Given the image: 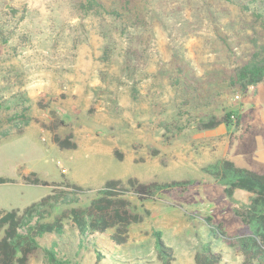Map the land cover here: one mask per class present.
Returning <instances> with one entry per match:
<instances>
[{
    "label": "rangeland",
    "instance_id": "1",
    "mask_svg": "<svg viewBox=\"0 0 264 264\" xmlns=\"http://www.w3.org/2000/svg\"><path fill=\"white\" fill-rule=\"evenodd\" d=\"M80 1L0 0V113L10 105L3 96L26 91L39 119L0 139V177L17 180L0 184V212L23 210L51 193L55 182L79 185L75 199L86 205L110 179L195 180L145 201L129 194L144 219L131 226L127 245L101 235L95 250L78 257V264H162L153 237L160 229L176 250L174 264H193L199 248L194 223L211 218L237 236L245 229L235 209L250 198L245 191L229 198L204 168L225 158L264 173V81L244 93H224L220 83L253 37L264 41L257 16L264 15V1L248 10L226 0H103L108 8H132H119L121 18L85 12ZM186 77L203 80L208 107L179 108L177 87ZM39 102L66 118L69 127L60 133L73 132L75 150L52 142L43 127L50 117ZM203 110L219 116L233 110L239 120L201 130ZM32 172L49 185L24 182ZM100 253L106 257L98 260ZM225 258L223 264L240 262L232 249ZM29 264L50 262L38 251Z\"/></svg>",
    "mask_w": 264,
    "mask_h": 264
},
{
    "label": "trees",
    "instance_id": "2",
    "mask_svg": "<svg viewBox=\"0 0 264 264\" xmlns=\"http://www.w3.org/2000/svg\"><path fill=\"white\" fill-rule=\"evenodd\" d=\"M237 2L243 9L261 0H226ZM264 1V0H262ZM122 3V0H120ZM130 2V1H129ZM80 7L85 12H107L121 18L119 8L132 12V8L122 5L108 8L103 0H82ZM261 24L264 26V15ZM258 37L250 41L246 54L238 59L232 68H224L220 83L226 84L222 91L244 93L251 86L264 81V41ZM179 85L181 80L172 82ZM180 98L179 108H199L209 106L210 91L203 80L185 78L183 87H177ZM8 102L5 110L0 113V139L13 133L21 134L39 119L32 114L33 100L27 92L3 96ZM40 108L48 111L49 122L43 127L52 135V142L60 149L75 150L77 142L73 132L60 133V129L69 127L66 118L48 104L39 102ZM233 110L219 116L213 111L203 110L197 115V125L201 130H213L222 124H234ZM236 121L239 117H235ZM204 171L211 175L229 198L237 191L250 194L249 201L235 214L240 218L245 231L237 236H229L221 224H215L208 218L205 223H194L195 235L199 248L194 255V264H221L226 249H232L242 256L241 264H264V173L243 167L230 159H220L207 165ZM24 182L33 185H49L36 172L24 176ZM195 180L172 182L143 183L130 178L127 183L119 179L108 180L98 195L86 205H78L75 197L82 188L75 183L59 182L54 190L40 200L25 207L23 210L14 208L0 212V264H29L31 256L43 251L50 264H78L82 250H95L97 239L105 235L106 239L117 247H125L128 243L131 226L141 223L144 216L137 210L129 194L140 201L153 198L160 193L178 189H187ZM17 183L15 178L0 177V184ZM66 184V188L61 187ZM58 186V187H57ZM157 256L162 264H174L176 250L164 238L160 229L153 233ZM106 255L100 253L97 259Z\"/></svg>",
    "mask_w": 264,
    "mask_h": 264
},
{
    "label": "crops",
    "instance_id": "3",
    "mask_svg": "<svg viewBox=\"0 0 264 264\" xmlns=\"http://www.w3.org/2000/svg\"><path fill=\"white\" fill-rule=\"evenodd\" d=\"M237 256H239V258H240L239 264H241L242 263V256L240 254H238V253H237ZM226 261H227V259L224 257V260H223V262L221 264L225 263ZM193 264H194V262H193Z\"/></svg>",
    "mask_w": 264,
    "mask_h": 264
},
{
    "label": "built area",
    "instance_id": "4",
    "mask_svg": "<svg viewBox=\"0 0 264 264\" xmlns=\"http://www.w3.org/2000/svg\"><path fill=\"white\" fill-rule=\"evenodd\" d=\"M235 119V116H232Z\"/></svg>",
    "mask_w": 264,
    "mask_h": 264
}]
</instances>
